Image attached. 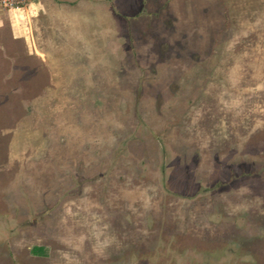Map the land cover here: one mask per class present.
<instances>
[{
  "label": "rangeland",
  "instance_id": "rangeland-1",
  "mask_svg": "<svg viewBox=\"0 0 264 264\" xmlns=\"http://www.w3.org/2000/svg\"><path fill=\"white\" fill-rule=\"evenodd\" d=\"M82 1L0 50L36 216L0 264H264V0Z\"/></svg>",
  "mask_w": 264,
  "mask_h": 264
},
{
  "label": "crops",
  "instance_id": "crops-1",
  "mask_svg": "<svg viewBox=\"0 0 264 264\" xmlns=\"http://www.w3.org/2000/svg\"><path fill=\"white\" fill-rule=\"evenodd\" d=\"M115 1L120 3L122 0ZM79 2L83 1L28 0L27 4L21 9L0 8V50H3L4 44L6 42L22 43L27 49H30L32 43L35 40V32L37 31L38 27L42 25L43 21L48 20L53 9H57V7L60 6L69 7L72 9L75 5L79 4ZM130 6L134 7V10H139L140 5H136L135 2H132ZM23 123H25V119L23 121L20 120L17 128L16 126L12 127L10 123L9 125H6L5 122L0 124V143H5L4 148L7 150L9 149V152H3V158H6V160L0 161V172H2V174L8 173L10 179H12V177L15 179L14 184L10 182L11 180L9 178L8 182L4 186L2 183L0 184V247L2 249H5V246L8 244L11 245V240L13 238H20L22 234L24 235L27 224H31L32 220L36 218L35 215L34 217H30V215L28 216L27 212V206L31 207L35 202L34 197H32L34 191H32V193H28V191L32 190L31 188V190H28L27 187L28 177L25 175L23 176L21 171L19 175H15L16 173H11V164L16 162V159H14V161L12 160L10 143H26V133L23 134L22 130L23 128L26 132V125L22 127ZM18 161L20 167L26 165L23 161L21 162V156H18ZM1 177L2 176H0V179H2ZM48 178L50 181H52L50 182V187L48 189L50 196L47 195V193L43 194V192H41L43 195L46 194V200H44V197H41V200L45 201L46 207H49V209L51 208L47 216H50L52 219H44L45 223L47 222V224L53 220V205L55 206L54 209H57L56 206L58 204L57 189H53V179L55 178H53V174H51ZM55 180L57 185V177ZM11 207L13 210L10 209ZM54 224L57 225V223ZM51 236L52 233L50 234V237ZM41 248L42 246H38L36 248V252H42ZM3 256L0 257V260H6L5 257L3 258ZM13 258H19V260H21L17 254Z\"/></svg>",
  "mask_w": 264,
  "mask_h": 264
},
{
  "label": "built area",
  "instance_id": "built-area-1",
  "mask_svg": "<svg viewBox=\"0 0 264 264\" xmlns=\"http://www.w3.org/2000/svg\"><path fill=\"white\" fill-rule=\"evenodd\" d=\"M27 2L28 0H0V8L21 9Z\"/></svg>",
  "mask_w": 264,
  "mask_h": 264
}]
</instances>
